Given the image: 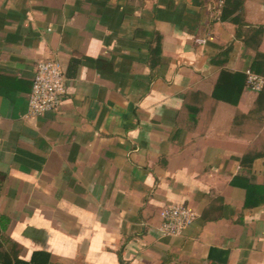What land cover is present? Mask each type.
Listing matches in <instances>:
<instances>
[{
    "label": "crops",
    "instance_id": "crops-1",
    "mask_svg": "<svg viewBox=\"0 0 264 264\" xmlns=\"http://www.w3.org/2000/svg\"><path fill=\"white\" fill-rule=\"evenodd\" d=\"M220 1L0 0V264H264V0Z\"/></svg>",
    "mask_w": 264,
    "mask_h": 264
},
{
    "label": "built area",
    "instance_id": "built-area-1",
    "mask_svg": "<svg viewBox=\"0 0 264 264\" xmlns=\"http://www.w3.org/2000/svg\"><path fill=\"white\" fill-rule=\"evenodd\" d=\"M225 0L219 2L222 7ZM248 87L256 92L264 89V76L247 70ZM66 93V78L62 67L55 61L42 60L36 66L35 79L29 99L27 117L35 118L58 110ZM198 218L197 212L183 203H172L162 211L161 234L167 237L182 235Z\"/></svg>",
    "mask_w": 264,
    "mask_h": 264
}]
</instances>
